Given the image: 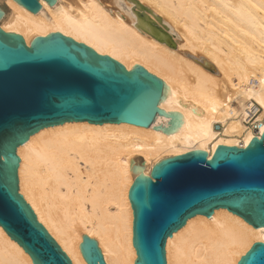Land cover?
<instances>
[{"label":"bare ground","instance_id":"obj_1","mask_svg":"<svg viewBox=\"0 0 264 264\" xmlns=\"http://www.w3.org/2000/svg\"><path fill=\"white\" fill-rule=\"evenodd\" d=\"M138 1L175 47L136 26L131 0H40L37 13L0 0V28L28 46L60 32L164 83L163 113L151 126L64 122L17 148L19 192L72 264H87L78 247L84 234L107 264H134L128 191L136 175L149 176L161 159L191 150L209 157L221 144L246 147L264 130V0ZM263 240L264 227L219 208L189 218L167 238V264H237ZM0 264H33L1 226Z\"/></svg>","mask_w":264,"mask_h":264},{"label":"water","instance_id":"obj_2","mask_svg":"<svg viewBox=\"0 0 264 264\" xmlns=\"http://www.w3.org/2000/svg\"><path fill=\"white\" fill-rule=\"evenodd\" d=\"M14 1L33 13L42 7L40 0ZM131 2L136 26L175 47L149 16L151 10ZM3 15L0 9V19ZM163 87L143 66L128 70L60 32L36 36L28 46L20 34L0 28V226L33 264L72 262L19 192L17 148L42 128L64 122L151 126L163 113ZM128 199L134 264H167V238L189 218L210 217L219 208L254 228L264 227V130L246 147L221 144L209 157L204 150H191L161 159L149 176H135ZM78 247L87 264H107L95 239L84 234ZM237 264H264V240L254 242Z\"/></svg>","mask_w":264,"mask_h":264},{"label":"rangeland","instance_id":"obj_3","mask_svg":"<svg viewBox=\"0 0 264 264\" xmlns=\"http://www.w3.org/2000/svg\"><path fill=\"white\" fill-rule=\"evenodd\" d=\"M1 7H2L4 10L7 11V6H6V4L2 3V4H1ZM135 162H136L137 164H139V165H142V164H143V161H142L141 158H137V160H136Z\"/></svg>","mask_w":264,"mask_h":264},{"label":"built area","instance_id":"obj_4","mask_svg":"<svg viewBox=\"0 0 264 264\" xmlns=\"http://www.w3.org/2000/svg\"><path fill=\"white\" fill-rule=\"evenodd\" d=\"M256 112H257V111H255V112H252V111H251V112H249V113H250L251 115L254 116V114H256Z\"/></svg>","mask_w":264,"mask_h":264}]
</instances>
